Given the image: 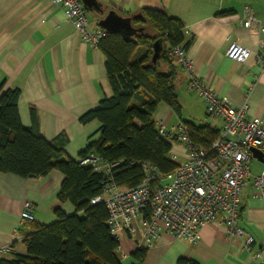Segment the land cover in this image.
<instances>
[{"label":"crops","instance_id":"obj_1","mask_svg":"<svg viewBox=\"0 0 264 264\" xmlns=\"http://www.w3.org/2000/svg\"><path fill=\"white\" fill-rule=\"evenodd\" d=\"M81 1L89 11L92 26L106 30L117 29L115 22L120 21L123 26L118 30L125 28L134 34L129 15H136L145 8L164 10L178 17L192 37L188 54L193 61V71L233 105L248 103L250 114L264 119V70L256 60L264 34L256 36L243 25V7L248 4L264 22V0ZM234 41L252 50L245 62L226 56V50ZM163 48L162 41L160 52ZM173 63L182 111L178 115L169 105L161 103L154 113L155 120H161L167 127L186 120L221 129L222 119L207 116L200 94L188 89L187 71L176 61ZM162 68L168 69L165 64ZM0 84L4 89L20 90L19 114L23 125L33 124L32 109L35 108L43 136L47 140L64 136L67 156L75 160L101 129L99 120L83 123L81 116L113 94L105 53L81 37L65 9L53 0H0ZM172 152L179 162L186 158L182 145H176ZM250 164L254 173L264 168V163L254 155ZM64 178L58 169L38 178L0 173V246L12 247L7 255L27 253L24 239L31 232V224L54 222L58 208L68 215L75 213L71 202L59 199ZM241 199L238 224L254 235V248L261 252L260 258H264V200L256 195L252 181L243 188ZM27 200L36 206L33 223L21 218ZM138 225L137 233H125L120 241L119 256L123 264L131 263L133 252L146 245L143 224ZM147 248L142 264H179L182 257L198 264H255L251 253L244 248L243 238H226L223 223L202 227L197 243L175 239L164 232Z\"/></svg>","mask_w":264,"mask_h":264},{"label":"trees","instance_id":"obj_2","mask_svg":"<svg viewBox=\"0 0 264 264\" xmlns=\"http://www.w3.org/2000/svg\"><path fill=\"white\" fill-rule=\"evenodd\" d=\"M129 16L131 23H141L151 33L142 31L126 37L121 30L108 29L99 39L113 94L81 116L83 123L99 120L101 129L80 154L84 157L94 151L103 160L118 163L113 178L125 187L144 180L145 162L155 168L156 183L180 164L172 158V141L159 133L154 113L161 103H166L181 114L175 87L176 66L169 49L184 45L188 50L192 43L183 21L164 10L145 8ZM158 39L164 48L154 62L152 55ZM163 64L168 69L164 70ZM20 95L19 89H4L0 84V173L38 178L53 169L60 170L65 178L59 199L71 202L75 213L68 215L58 208L54 222L31 224V232L24 239L27 253L0 256V264H123L120 243L108 228V209L102 202H91L102 194L105 174L67 156L64 136L47 140L41 133L35 108L33 124L24 126L19 114ZM183 122L191 140L205 148H210L220 134V129L208 123ZM147 250L146 245L135 250L129 264H142ZM179 264L198 263L182 257Z\"/></svg>","mask_w":264,"mask_h":264},{"label":"built area","instance_id":"obj_3","mask_svg":"<svg viewBox=\"0 0 264 264\" xmlns=\"http://www.w3.org/2000/svg\"><path fill=\"white\" fill-rule=\"evenodd\" d=\"M53 1L65 9L81 37L98 46L106 29L92 26L89 11L81 0ZM115 25L119 29L123 23L119 21ZM243 25L256 36L264 34V22L256 17L252 5L243 7ZM185 33L190 36L189 29L186 28ZM251 54L250 48L237 41L226 50L228 58L239 62H245ZM169 56L187 71L188 89L200 94L206 104L207 116L222 119L220 134L210 148H205L191 140L183 121L167 127L161 120H156L159 133L172 141L173 149L182 145L186 155L177 169L164 177L169 180L167 183H156L155 168L145 162L142 164L146 174L144 180L136 186L125 187L113 178V169L118 163H109L90 151L79 158L80 163L105 174L102 194L91 202L105 204L108 228L119 243L125 233L133 235L138 232L139 222L143 224V239L148 247L164 232L175 239L197 243L202 227L209 223H223L226 238H243L244 248L251 253L255 264H264L261 252L254 248V235L238 224L242 212V190L249 181H252L256 195L264 200V168L254 173L250 164L252 148H258L264 154V119L252 116L248 103L235 106L228 98L213 91L193 71V61L184 45L171 47ZM256 60L264 70L262 40L259 41ZM177 157L172 152V158L178 160ZM35 217V203L25 201L21 218L27 221L35 220ZM11 252L10 245L0 246V256Z\"/></svg>","mask_w":264,"mask_h":264},{"label":"rangeland","instance_id":"obj_4","mask_svg":"<svg viewBox=\"0 0 264 264\" xmlns=\"http://www.w3.org/2000/svg\"><path fill=\"white\" fill-rule=\"evenodd\" d=\"M141 24V23H140ZM138 24L137 22H134L132 23L133 25V31H134V34L138 33V32H146V33H151V30L149 28H145V26H142ZM124 35L126 37H132L134 36V34L132 32H129L128 29H125V28H122L121 30ZM161 47H162V40L161 39H158L156 42H155V45H154V53L152 55V60L155 62L156 59L158 58L159 56V52L161 50ZM169 180L168 179H163L162 182L163 183H167Z\"/></svg>","mask_w":264,"mask_h":264},{"label":"water","instance_id":"obj_5","mask_svg":"<svg viewBox=\"0 0 264 264\" xmlns=\"http://www.w3.org/2000/svg\"><path fill=\"white\" fill-rule=\"evenodd\" d=\"M253 155L256 156L260 161L264 163V154L258 148H252Z\"/></svg>","mask_w":264,"mask_h":264}]
</instances>
